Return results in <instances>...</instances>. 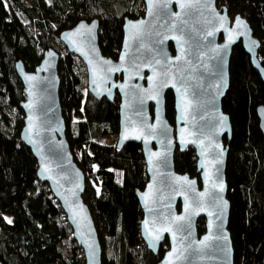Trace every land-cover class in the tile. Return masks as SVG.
Masks as SVG:
<instances>
[{"label": "water", "instance_id": "obj_1", "mask_svg": "<svg viewBox=\"0 0 264 264\" xmlns=\"http://www.w3.org/2000/svg\"><path fill=\"white\" fill-rule=\"evenodd\" d=\"M144 5L143 16L124 19L116 59L101 52L97 20L79 21L59 40L85 65L87 90L94 98L111 101L118 94L117 147L135 142L142 148L147 181L136 197L147 249L157 255L167 239L169 248L159 264H234L224 142L232 128L222 100L229 89L232 50L239 43L264 80L260 41L245 17L230 14L217 0H144ZM58 60L49 48L32 71L20 59L15 62L24 92L20 139L37 160L38 179L60 203L85 264H102L97 230L82 198L85 176L65 135ZM168 91L174 98L173 123L166 117ZM256 113L264 137V105ZM189 147L198 177L175 170V150Z\"/></svg>", "mask_w": 264, "mask_h": 264}, {"label": "trees", "instance_id": "obj_2", "mask_svg": "<svg viewBox=\"0 0 264 264\" xmlns=\"http://www.w3.org/2000/svg\"><path fill=\"white\" fill-rule=\"evenodd\" d=\"M230 14L248 21L260 41L264 67V0H217ZM144 0H0V264H85L82 248L60 203L37 177L38 163L21 141L23 83L15 70L20 59L28 71L43 52L59 55V99L66 139L85 176L83 201L92 215L102 249V264H159L141 238L142 210L136 192L147 181L142 148L135 142L117 147L119 96L96 99L87 90L82 61L59 35L81 20L99 23L104 56L116 59L125 18L143 16ZM229 89L222 100L232 134L226 162L227 198L234 264H264V137L256 109L264 105V80L241 44L229 62ZM166 117L174 122V98L165 96ZM193 148L174 152L175 170L198 177ZM10 218V219H8ZM11 221V223H9ZM199 234L205 221L197 222Z\"/></svg>", "mask_w": 264, "mask_h": 264}, {"label": "snow or ice", "instance_id": "obj_3", "mask_svg": "<svg viewBox=\"0 0 264 264\" xmlns=\"http://www.w3.org/2000/svg\"><path fill=\"white\" fill-rule=\"evenodd\" d=\"M182 103H183V101H182ZM226 119V118H225ZM221 191H223V186H221ZM9 223H11V221H9Z\"/></svg>", "mask_w": 264, "mask_h": 264}, {"label": "built area", "instance_id": "obj_4", "mask_svg": "<svg viewBox=\"0 0 264 264\" xmlns=\"http://www.w3.org/2000/svg\"><path fill=\"white\" fill-rule=\"evenodd\" d=\"M115 137H116V136H112L111 138H112V139H115Z\"/></svg>", "mask_w": 264, "mask_h": 264}, {"label": "flooded vegetation", "instance_id": "obj_5", "mask_svg": "<svg viewBox=\"0 0 264 264\" xmlns=\"http://www.w3.org/2000/svg\"><path fill=\"white\" fill-rule=\"evenodd\" d=\"M234 15V14H233ZM240 44V43H239ZM117 138H118V136H117ZM158 254V253H157Z\"/></svg>", "mask_w": 264, "mask_h": 264}, {"label": "rangeland", "instance_id": "obj_6", "mask_svg": "<svg viewBox=\"0 0 264 264\" xmlns=\"http://www.w3.org/2000/svg\"><path fill=\"white\" fill-rule=\"evenodd\" d=\"M113 136V135H112ZM110 140H111V138H110ZM8 219H10V218H8Z\"/></svg>", "mask_w": 264, "mask_h": 264}, {"label": "bare ground", "instance_id": "obj_7", "mask_svg": "<svg viewBox=\"0 0 264 264\" xmlns=\"http://www.w3.org/2000/svg\"><path fill=\"white\" fill-rule=\"evenodd\" d=\"M113 136H115V135H113Z\"/></svg>", "mask_w": 264, "mask_h": 264}]
</instances>
